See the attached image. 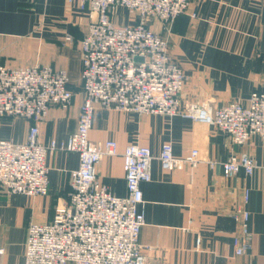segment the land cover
<instances>
[{"label":"crops","instance_id":"crops-1","mask_svg":"<svg viewBox=\"0 0 264 264\" xmlns=\"http://www.w3.org/2000/svg\"><path fill=\"white\" fill-rule=\"evenodd\" d=\"M89 23L79 4L69 0H0V65H52L67 70L72 82L71 108L52 107L39 124L44 145L67 140L77 128L84 101L80 43ZM152 27H161L171 56L184 70L183 100L212 101L221 107L246 103L252 93L264 90V0H193L192 9L165 30L158 22ZM33 124L21 117L0 118V141L25 142ZM90 138L98 144L106 140L118 144L119 154L105 156L97 165L98 179L117 197L127 194L126 147L147 146L155 157L151 181L141 185L145 224L140 242L146 247V264H264V141L260 137L237 146L217 128L188 118L98 107ZM165 143L172 144L177 157L197 149L202 162L164 171L158 157ZM242 153L253 156L261 167L252 175L240 171L226 176L221 163ZM47 163V196L11 195L0 188V264H25L29 226L51 222L56 206L69 199L71 172L79 167V154L49 152ZM244 212L249 214L252 248L238 256Z\"/></svg>","mask_w":264,"mask_h":264},{"label":"built area","instance_id":"built-area-1","mask_svg":"<svg viewBox=\"0 0 264 264\" xmlns=\"http://www.w3.org/2000/svg\"><path fill=\"white\" fill-rule=\"evenodd\" d=\"M191 1L69 0L79 4L90 23L80 43L84 101L77 128L65 141L44 145L39 124L52 107L71 108L75 92L68 71L52 65H0V118L21 117L34 123L25 142L0 141V188L11 195L47 196L49 152L79 154V167L71 172L68 201L56 206L51 222L29 226L25 264H146V247L140 242L145 224L141 185L151 181L155 157L147 146L128 145L123 153L127 194L113 195L98 179L97 165L103 157L119 154L118 144L91 141L98 107L188 118L217 128L237 146L254 136L264 141V90L252 93L246 103L221 107L183 100L184 70L170 56L168 39L152 23L173 24L192 9ZM121 8L130 13L132 24H117L116 11ZM191 15L196 17V12ZM158 160L164 171L202 162L197 149L175 156L171 143L163 144ZM221 167L232 177L240 171L252 175L261 166L253 156L242 153L232 154ZM242 217L238 256L252 248L249 214L244 212Z\"/></svg>","mask_w":264,"mask_h":264},{"label":"rangeland","instance_id":"rangeland-1","mask_svg":"<svg viewBox=\"0 0 264 264\" xmlns=\"http://www.w3.org/2000/svg\"><path fill=\"white\" fill-rule=\"evenodd\" d=\"M192 6H193V0L191 1V8H192ZM116 22H117V24H119V25H126V24H132L133 23V18H132V16L130 15V13L127 11V10H125V9H118L117 11H116ZM161 25V24H160ZM162 26V29L163 30H165L167 27L166 26H163V25H161ZM155 31H157V33H159V34H161V35H163V33L161 32V27H159V29L157 28V30L156 29H154ZM163 36H165V35H163ZM166 37V36H165ZM169 53H170V50H169ZM170 56H171V54H170ZM172 57V56H171ZM173 58V57H172ZM174 59V58H173ZM175 60V59H174ZM176 61V60H175ZM75 84H77L78 85V82L77 83H75ZM185 84H186V75H185ZM75 89H79V88H77V87H74ZM185 88V87H184ZM183 91H184V89H183ZM183 93V92H182ZM210 103L212 102V101H209Z\"/></svg>","mask_w":264,"mask_h":264}]
</instances>
